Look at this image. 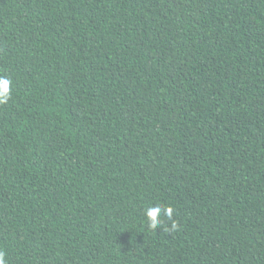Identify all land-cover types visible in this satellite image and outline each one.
Wrapping results in <instances>:
<instances>
[{"label":"trees","instance_id":"16d2710c","mask_svg":"<svg viewBox=\"0 0 264 264\" xmlns=\"http://www.w3.org/2000/svg\"><path fill=\"white\" fill-rule=\"evenodd\" d=\"M0 76L5 264H264V0H0Z\"/></svg>","mask_w":264,"mask_h":264},{"label":"clouds","instance_id":"9594fccd","mask_svg":"<svg viewBox=\"0 0 264 264\" xmlns=\"http://www.w3.org/2000/svg\"><path fill=\"white\" fill-rule=\"evenodd\" d=\"M11 80L0 76V105L7 104L11 98ZM175 209L171 206L156 205L147 207L144 211V215L147 220V227L155 231L163 224L162 217H166L171 221V227H165V231H175L179 228L178 222L173 219ZM6 253L0 250V264H5Z\"/></svg>","mask_w":264,"mask_h":264}]
</instances>
